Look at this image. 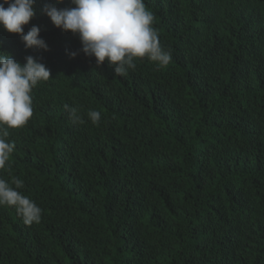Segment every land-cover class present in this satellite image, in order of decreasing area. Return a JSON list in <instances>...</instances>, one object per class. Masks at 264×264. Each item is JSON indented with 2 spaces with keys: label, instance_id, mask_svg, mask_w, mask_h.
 Masks as SVG:
<instances>
[{
  "label": "trees",
  "instance_id": "trees-1",
  "mask_svg": "<svg viewBox=\"0 0 264 264\" xmlns=\"http://www.w3.org/2000/svg\"><path fill=\"white\" fill-rule=\"evenodd\" d=\"M51 3L24 26L46 51L0 28V52L51 71L0 170L42 218L0 206V264H264V0H144L172 58L125 76L79 51Z\"/></svg>",
  "mask_w": 264,
  "mask_h": 264
},
{
  "label": "clouds",
  "instance_id": "clouds-1",
  "mask_svg": "<svg viewBox=\"0 0 264 264\" xmlns=\"http://www.w3.org/2000/svg\"><path fill=\"white\" fill-rule=\"evenodd\" d=\"M64 0H54L41 9L51 23L62 31L78 35L82 51L94 57L97 67L107 64L117 76L135 70V58L147 57L159 67L171 61V52L165 50L158 31L152 26L154 15L147 10L144 0H71L74 7L58 8ZM7 5V7H5ZM36 0H0V28L20 36L26 49L47 50L40 38V28L28 25L36 15ZM78 52H71L75 58ZM25 63L16 61L11 54L0 52V170L5 169L15 142L10 141V129L25 126L33 116L32 91L40 82L51 78L47 66L31 55ZM69 119L76 124L84 119L76 107L64 105ZM88 119L99 125L101 113L89 110ZM24 181L12 177L11 182L0 178V206L14 207L25 225L40 223L42 209L21 189Z\"/></svg>",
  "mask_w": 264,
  "mask_h": 264
}]
</instances>
